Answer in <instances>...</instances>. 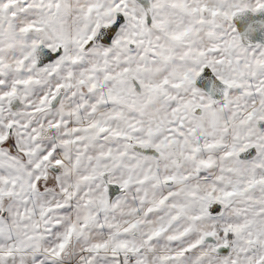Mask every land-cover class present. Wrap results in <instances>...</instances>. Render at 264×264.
I'll return each mask as SVG.
<instances>
[{"label": "snow or ice", "instance_id": "obj_1", "mask_svg": "<svg viewBox=\"0 0 264 264\" xmlns=\"http://www.w3.org/2000/svg\"><path fill=\"white\" fill-rule=\"evenodd\" d=\"M0 264H264V0H0Z\"/></svg>", "mask_w": 264, "mask_h": 264}]
</instances>
